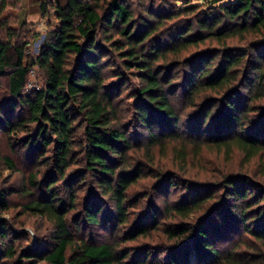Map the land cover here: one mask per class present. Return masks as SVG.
<instances>
[{
  "label": "trees",
  "instance_id": "trees-1",
  "mask_svg": "<svg viewBox=\"0 0 264 264\" xmlns=\"http://www.w3.org/2000/svg\"><path fill=\"white\" fill-rule=\"evenodd\" d=\"M206 151L264 179V0H0V264H264V182L161 168Z\"/></svg>",
  "mask_w": 264,
  "mask_h": 264
},
{
  "label": "rangeland",
  "instance_id": "rangeland-1",
  "mask_svg": "<svg viewBox=\"0 0 264 264\" xmlns=\"http://www.w3.org/2000/svg\"><path fill=\"white\" fill-rule=\"evenodd\" d=\"M32 0H26V3L31 2ZM194 3H201L204 2V0H192ZM205 1H209V0H205ZM180 7H182V5L180 4ZM28 20L30 23H32L35 27V29L37 30V32L40 34V38L36 41H33L32 44L30 45L29 48V53L31 55H33L34 57L39 53V49L45 39V35L48 31L47 28V22L46 19H43V17L38 14V13H34L32 15H30L28 17ZM240 53H242L240 51ZM244 53V52H243ZM36 69L33 72L32 78H31V83L30 86L33 85L34 87H40L39 82H41L40 80V75L39 74H35ZM180 99V96H179ZM191 111V109H187V112L185 113V116L188 115V113ZM5 151V150H4ZM259 163V160H256L254 162H252L251 164H246L244 162V157L242 154L235 152L232 156L231 159H227L226 156L224 154H217L215 152L212 153H208L207 151L203 153V155L201 157H199L198 159H194L191 157L189 165L186 167L184 165H181V163H176L173 160V156L172 154H170L168 156V158L164 159L162 161L161 164V168H163L164 170H170V171H174L175 173H178L180 177L182 178H186L189 179L190 181H192V183L196 184V183H201V182H210V181H214L216 179H218L221 175L226 174V173H235V174H242V175H250L251 177H253V179L258 180L259 182L263 183L264 179H262L259 176H256L257 174V165ZM22 168V166H21ZM8 176H6V179H8L7 181H9V183H13L15 185H18L17 187H20L19 185V179L16 178L15 180H12V178H10ZM150 180H145L143 181L142 185L140 186L138 191H142L143 188H145V186H147V184H149ZM14 182H17L14 183ZM184 193V188L180 187L176 190H172L168 196L165 197H158V204L161 205V207H164L166 205V203L168 202V200L170 201H175L177 200L181 194ZM214 193V192H213ZM221 193V192H220ZM18 200V198H16ZM194 198H192V200H194ZM24 201L22 198L19 199ZM18 200V201H19ZM24 219V218H22ZM28 223H34L35 220L34 219H27ZM47 225L43 226V230L41 232V236L42 235H46L47 232ZM235 231H228L227 238H230L232 241L229 244H218V248L221 250H224L228 247H230L233 243H237L239 241H247V242H252L253 243V239L249 238L243 231L238 230V228L234 229ZM27 231L30 234V237H32L33 239L35 238L36 234L34 232V230L30 227L27 228ZM83 237H86L87 239H94V241L96 242H100V241H109L111 239V235L109 233V230H105V229H101V228H97V229H86L82 227V233L80 234ZM161 241H163V238L159 237V235L155 236V238L153 239V243L157 244L160 243Z\"/></svg>",
  "mask_w": 264,
  "mask_h": 264
},
{
  "label": "built area",
  "instance_id": "built-area-1",
  "mask_svg": "<svg viewBox=\"0 0 264 264\" xmlns=\"http://www.w3.org/2000/svg\"><path fill=\"white\" fill-rule=\"evenodd\" d=\"M83 1H90V0H83ZM30 88H34V86H33V85H31V86H30Z\"/></svg>",
  "mask_w": 264,
  "mask_h": 264
}]
</instances>
